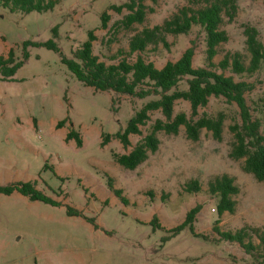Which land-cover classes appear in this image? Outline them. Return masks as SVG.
Here are the masks:
<instances>
[{
    "label": "rangeland",
    "instance_id": "374dc122",
    "mask_svg": "<svg viewBox=\"0 0 264 264\" xmlns=\"http://www.w3.org/2000/svg\"><path fill=\"white\" fill-rule=\"evenodd\" d=\"M128 1L62 0L43 12L13 11L0 1V55L8 56L15 48L25 59L26 43H42L28 47L29 58L14 77L0 76V185L36 181L40 190L58 201L55 205L33 200L19 191L0 193V264H264L238 243L221 240L215 228L236 231L264 224V182L246 173L241 160L229 156L234 136L230 125L241 122L238 106L211 96L209 105L200 108V114H226L222 141L208 129L198 140L189 137L186 126L179 135L161 131L159 151L138 168L128 169L115 154L131 152L157 118L164 117L162 111H153L149 123L141 126L143 134H132V145L125 147L118 135L149 98L87 86L64 62V56L73 57L96 30L95 53L108 63L143 55L162 68L178 60L195 41V66L207 65L205 35L199 27L191 34L169 35V46L161 44L131 56L134 32L113 34L102 26L106 11L112 15L109 28L128 14L127 8L122 13L113 8ZM187 1L146 0L147 19L136 28L162 24ZM238 2L235 20L226 19L223 25L229 40L219 46L215 63L229 51H244V24L256 26L264 40V1ZM110 38L113 42L108 43ZM50 40L60 50L44 45ZM234 76L253 84L246 98L253 117L262 118L264 71ZM182 111L192 116L189 101H177L176 113ZM63 120L67 122L60 128ZM73 130L81 133L82 146L77 139H68ZM223 173L235 177L240 193L234 196L236 211L219 217L210 181ZM195 179L201 189L190 191L189 183ZM111 180L128 203L111 188ZM197 205L202 210L196 230L209 239L190 229L168 239V230L183 223ZM155 216L162 229L152 223Z\"/></svg>",
    "mask_w": 264,
    "mask_h": 264
},
{
    "label": "trees",
    "instance_id": "16d2710c",
    "mask_svg": "<svg viewBox=\"0 0 264 264\" xmlns=\"http://www.w3.org/2000/svg\"><path fill=\"white\" fill-rule=\"evenodd\" d=\"M0 1L13 11L43 12L54 9L62 0ZM145 1L130 0L121 5H114L113 8L119 12L122 13L127 8L129 13L109 28L112 15L106 11L102 16L103 28L113 34H118L122 30L133 31L129 50L132 56L138 52L156 50L161 44L169 46V35L191 34L196 27H199L205 35L207 65L195 66L197 51L195 41L178 60L168 61L162 68L158 67L154 61H148L143 55H139L134 61L123 58L118 62L108 63L95 53V42L98 40L96 30L90 31L89 39L74 52L73 57L64 56V62L87 86H93L99 90H113L143 99L149 98L145 106L131 118L127 128L118 135L125 147L132 145V134H143L141 126L149 123L153 111H162L164 117L157 118L150 132L131 152L115 154L117 161L128 169L138 168L150 159L152 153L159 151L162 143L159 137L161 131L179 135L183 126H186L190 138L198 140L202 130L208 129L212 131L216 140L222 141L226 114L223 111L218 112L217 115H211L208 112L200 114V108L209 105L211 96L223 97L228 103H235L238 106L241 117V122L230 125L234 136L229 142V156L234 160H241L242 169L246 173L251 174L257 181L264 182V116L254 118L248 104L246 93L253 89V84L246 80H236L234 76H253L260 70L264 71V40L261 38L259 29L254 25L244 24V51H229L219 63H215L214 59L219 52V46L229 40L228 32L223 25L226 19L229 23L235 20L239 11V0H188L162 24L139 30L136 24H143L147 19ZM111 42H113L112 38L108 40V43ZM31 44L41 45L42 43H26L25 59L17 56L15 48L10 50L8 56L0 55V76L12 78L17 74L25 60L29 58L27 50ZM44 45L60 50L55 40H50ZM219 69L222 72H219ZM227 70L232 74L226 75L224 72ZM184 82L187 83L185 88L181 86ZM181 99L191 103L192 116L186 111L176 113L177 101ZM197 116L199 117L196 118ZM66 122L67 120L61 121L59 127H64ZM74 138L79 145H83V138L79 131L73 130L69 133L68 139ZM106 138L109 140L111 137L106 136ZM37 185L36 181L0 185V193L13 194L19 191L33 200L58 204L57 200L44 193ZM110 186L124 202H129L124 191L115 187L113 180ZM188 188L190 191H199L200 181L192 180ZM210 191L217 199L216 210L219 217L226 212L236 211L237 200L234 196L240 193V186L236 183L234 176L228 173L212 176ZM201 210L202 205L191 209L183 223L168 230L171 233L168 239L181 234L186 229H190L197 237L209 239L208 235L200 234L196 230V221ZM218 222L220 218L216 220V223ZM152 223L163 228L158 216H155ZM215 228L221 240L238 243L249 256L264 263V224L245 225L236 231H221Z\"/></svg>",
    "mask_w": 264,
    "mask_h": 264
}]
</instances>
